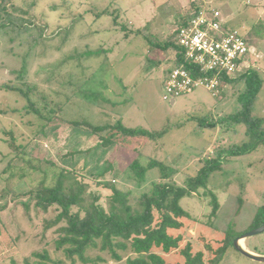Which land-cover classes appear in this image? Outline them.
I'll use <instances>...</instances> for the list:
<instances>
[{
	"label": "rangeland",
	"instance_id": "374dc122",
	"mask_svg": "<svg viewBox=\"0 0 264 264\" xmlns=\"http://www.w3.org/2000/svg\"><path fill=\"white\" fill-rule=\"evenodd\" d=\"M194 1H199L197 9L218 8L227 29L240 30L254 51L245 68L256 69L264 81V0H0L9 11L0 8V24L7 25L0 26V264L32 263L37 260L34 253L44 249L56 255L55 229L65 222L46 229L57 206L43 210L36 207L35 191L23 192L34 190L42 179L41 173L29 170L30 165L45 160L88 180L104 179L138 192L122 172L136 156L133 147L144 162L157 159L173 167L174 182L180 186L207 159L222 154V168L209 176L207 187L180 201L193 217L192 227L181 230L182 246L190 241L195 250L204 249L201 237L208 240L227 230L234 235L249 229L264 208V146L232 155L236 145L250 142L245 125L220 121L207 126L236 112L245 82L224 79L217 96L198 87L173 101L164 99L176 52L166 44L175 42V31L195 11ZM8 84L24 91L33 87L31 95L43 113H51L50 106L56 108L51 120L28 111L26 98L4 88ZM256 114L264 118V83ZM72 120L93 124L120 120L129 128L168 131L155 139L133 137L129 148H107L99 135L67 123ZM5 169L13 174H1ZM159 177V168L150 169L143 184ZM90 189L104 194L97 187ZM209 191L220 204L214 217ZM130 201L136 206V197ZM242 243L264 255V232ZM205 253L208 261L212 255ZM164 257L171 263L183 261L179 250ZM113 263L108 259L105 264ZM220 264L264 261L230 245Z\"/></svg>",
	"mask_w": 264,
	"mask_h": 264
},
{
	"label": "trees",
	"instance_id": "16d2710c",
	"mask_svg": "<svg viewBox=\"0 0 264 264\" xmlns=\"http://www.w3.org/2000/svg\"><path fill=\"white\" fill-rule=\"evenodd\" d=\"M192 4L195 11L188 14L179 27L186 25L192 15L199 10L197 9L199 1ZM0 8L9 12L6 4H1ZM0 26L7 27L5 23H1ZM179 27L175 31V42L171 41L166 45H173L176 48L174 66L185 67L193 72V64L185 58L183 50L177 43ZM226 80L230 83L238 80L245 82L246 88L239 96V106L236 112L222 117L219 121H211L207 126L215 127L220 121L245 125L250 142L236 145L234 150H229L232 155L243 154L264 146V118L256 114V103L263 87V78L256 69L249 68L239 77ZM4 86L20 91L26 98L27 110L38 114L45 121L51 120L56 112V108L51 106V113L48 114L38 108L31 95L33 87L29 88L30 91H24L23 88L14 85ZM43 98L45 100L44 95ZM46 106L48 103L44 101V108ZM59 109L61 110L60 107ZM67 123L85 127L91 134L99 135L101 144L107 148L113 145L129 148L128 140L133 137L146 136L155 139L168 131L167 128L153 132L142 128H129L120 120L107 124H93L88 120H72ZM133 148L136 156L122 172L128 180L135 182L138 192L133 189L124 190L104 179L88 180L75 170L63 168L49 161L44 160L40 162L41 164L30 165L29 170L41 173L42 179L34 190L23 192L35 191L36 207L43 210L57 206L58 213L53 220L46 222V229L61 221L65 224L55 229L56 255L51 256L49 251L44 249L35 252L34 257L37 260H33L32 263L27 260V264H105L108 259H111L113 264H220L227 249L233 245V240L243 231L233 235L227 230L221 236H210L208 240L201 237L205 247L200 250H195L190 241L182 246L184 234L181 230L188 226L192 227L193 217L181 206L180 201L186 195L194 194L199 188L207 187L209 176L222 168V154L207 159L197 174L189 176L185 185L180 186L174 182L176 170L173 167L157 159L144 162L138 148ZM21 154L23 159L24 154ZM112 162L109 163V167L112 166ZM43 164H46L45 168ZM153 168H159L160 177L145 186L146 175ZM26 172L27 170H24L21 177H24ZM4 173L9 176L13 174L9 169L1 172ZM92 187L99 188L104 194L96 193L90 189ZM206 195L211 197V216L214 217L220 209L218 198L212 191L206 192ZM131 197H136V206L131 203ZM73 207H77V210L73 211ZM209 223L212 224L210 221ZM263 224L264 208H260L246 232ZM177 250L183 261L168 262L164 256ZM205 251L212 255L208 261L205 260ZM59 254L63 258L59 257Z\"/></svg>",
	"mask_w": 264,
	"mask_h": 264
},
{
	"label": "built area",
	"instance_id": "2783aa9c",
	"mask_svg": "<svg viewBox=\"0 0 264 264\" xmlns=\"http://www.w3.org/2000/svg\"><path fill=\"white\" fill-rule=\"evenodd\" d=\"M177 43L193 64V72L181 66L170 69L164 99L172 101L198 87L217 96L224 79L238 77L249 68L245 65L254 52L238 28L227 29L218 8L204 7L194 13L186 25L179 27Z\"/></svg>",
	"mask_w": 264,
	"mask_h": 264
},
{
	"label": "water",
	"instance_id": "95a60500",
	"mask_svg": "<svg viewBox=\"0 0 264 264\" xmlns=\"http://www.w3.org/2000/svg\"><path fill=\"white\" fill-rule=\"evenodd\" d=\"M262 232H264V224L259 226V227L254 228L252 230L244 232L240 236L236 237L233 240V246L240 253H242L243 255H245V256H247V257H249L251 259L258 260V261H264V255L263 254H258V253L254 252V251H251V250L247 249L245 247V245L242 243V240H245V239H247L250 236H253V235H256V234L262 233Z\"/></svg>",
	"mask_w": 264,
	"mask_h": 264
},
{
	"label": "crops",
	"instance_id": "0c3cea01",
	"mask_svg": "<svg viewBox=\"0 0 264 264\" xmlns=\"http://www.w3.org/2000/svg\"><path fill=\"white\" fill-rule=\"evenodd\" d=\"M249 250H251V249H249ZM251 251H254V250H251ZM255 252V251H254Z\"/></svg>",
	"mask_w": 264,
	"mask_h": 264
}]
</instances>
